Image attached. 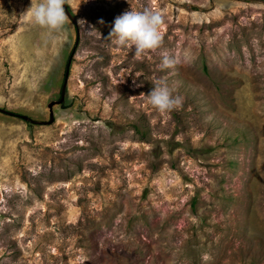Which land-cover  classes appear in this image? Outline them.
Instances as JSON below:
<instances>
[{"label":"rangeland","instance_id":"rangeland-1","mask_svg":"<svg viewBox=\"0 0 264 264\" xmlns=\"http://www.w3.org/2000/svg\"><path fill=\"white\" fill-rule=\"evenodd\" d=\"M31 3L0 0V264H264V0H69L60 38ZM145 8L136 58L107 37ZM66 80L53 124L13 115L49 122Z\"/></svg>","mask_w":264,"mask_h":264},{"label":"clouds","instance_id":"clouds-1","mask_svg":"<svg viewBox=\"0 0 264 264\" xmlns=\"http://www.w3.org/2000/svg\"><path fill=\"white\" fill-rule=\"evenodd\" d=\"M69 0H36L31 3L25 15L31 18V23L44 29L53 38L66 36V26L71 22L65 12ZM83 22V21H81ZM103 23V21H98ZM84 23V22H83ZM164 23L163 14L145 8L143 11H128L114 20V26L107 40L117 49L133 50L136 58L155 53L162 47L161 28ZM161 70L174 68L176 58L167 50L160 52ZM173 89L166 79H157L151 92L147 95L153 108L161 113L173 111L183 104V98L173 95Z\"/></svg>","mask_w":264,"mask_h":264},{"label":"water","instance_id":"water-1","mask_svg":"<svg viewBox=\"0 0 264 264\" xmlns=\"http://www.w3.org/2000/svg\"><path fill=\"white\" fill-rule=\"evenodd\" d=\"M65 7H67V5H65ZM67 84H68V80L65 81V84H64V87H63V91H62V97H61V100H60L58 103H54V104H51V105L49 106L50 114H51V119H50L49 122H47V123H41V122H38V121H34L33 119H31V118L28 117V116H21L22 119H24L25 121H27V122H29V123H34V124H38V125H42V124L51 125V124H53V123H54V120H55L53 107H54L55 104H62V103L65 101L66 90H67Z\"/></svg>","mask_w":264,"mask_h":264},{"label":"trees","instance_id":"trees-1","mask_svg":"<svg viewBox=\"0 0 264 264\" xmlns=\"http://www.w3.org/2000/svg\"><path fill=\"white\" fill-rule=\"evenodd\" d=\"M13 115H14L15 117H19V118L21 117L19 114H13Z\"/></svg>","mask_w":264,"mask_h":264}]
</instances>
